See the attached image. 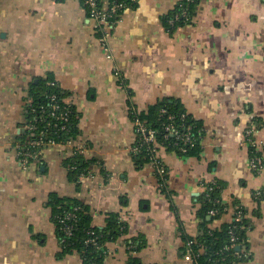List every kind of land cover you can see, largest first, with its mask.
Returning a JSON list of instances; mask_svg holds the SVG:
<instances>
[{
  "label": "crops",
  "instance_id": "obj_1",
  "mask_svg": "<svg viewBox=\"0 0 264 264\" xmlns=\"http://www.w3.org/2000/svg\"><path fill=\"white\" fill-rule=\"evenodd\" d=\"M179 1L126 10L109 57L78 0H0V264H83L79 254L57 259L45 208L51 193L90 206L99 228L106 214L121 213L129 237H146L145 264H193L183 236L200 237L199 197L214 181L224 184L227 212L212 226L243 209L250 228L239 264H264V168H251L245 139L251 129L264 145V0H198L193 23L170 34L163 18ZM48 73L70 94L81 134L25 167L15 147L24 104L29 84ZM164 98L180 100L205 132L198 157L161 152L172 202L153 166L138 168L132 158L129 105L146 110ZM75 148L101 161L107 177L94 166L80 188L71 183L63 162ZM108 248L105 264H126L123 242Z\"/></svg>",
  "mask_w": 264,
  "mask_h": 264
},
{
  "label": "trees",
  "instance_id": "obj_2",
  "mask_svg": "<svg viewBox=\"0 0 264 264\" xmlns=\"http://www.w3.org/2000/svg\"><path fill=\"white\" fill-rule=\"evenodd\" d=\"M197 5L198 0L179 1L174 10L163 18L166 30L172 34L177 29L192 24ZM117 75L119 76V73ZM129 92L131 93V90ZM69 97L70 94L63 90L52 73L29 84L28 96L24 104L22 124L24 131L15 146L18 153H21V157L28 160V165L25 167L33 163H41V153L45 149L43 146H32L30 144L32 141L43 140L45 143L54 142L63 145L77 140L80 136L81 115L76 107L68 102ZM129 106L131 120L134 124L137 121L143 123L147 131L152 130L158 145L145 143L142 137H137L135 133L133 148L137 150L133 151L132 158L138 168L154 163V149L174 153L181 158L200 156L202 139L205 136L204 126L201 121L186 111L180 100L164 98L150 105L146 110H139L134 102H131ZM28 124L35 127L33 132L36 136H30L29 130H25ZM169 126L177 131V136L167 131ZM186 134L190 137L188 143L184 140ZM249 147L250 159L259 156L264 164V148L263 151H258L253 145ZM36 153H39L38 161L28 157ZM162 164L167 174L162 177L155 175L163 192L172 202L173 194L168 192L169 169L164 162ZM63 166L67 171L69 181L77 188H80L82 178L94 174L92 170L94 166H99L100 174L107 177V171L102 162L87 159L81 149L75 148L72 155L63 162ZM204 185L206 188L199 197L200 209L198 211L202 222V232L197 239L184 233L186 248L188 242H195L192 249L196 264H239L244 257L239 256L241 252L237 254L235 248H230V233L233 232L238 241L242 243V249L247 247V233L250 227L245 211L240 208L236 211V213L242 212L240 220H235L237 216L235 215L231 222L213 227L212 223L220 221L227 212V206L222 200L224 184L214 181ZM45 208L50 212V220L61 248L57 259L79 254L83 264H105L110 254L108 245L123 242L128 254L126 264H145L141 259V252L147 245L146 237L143 234L129 237V223L121 213L106 214L105 226L99 228L93 226L94 218L91 207L76 197L51 193L45 203ZM211 211H216V215L212 216ZM200 247L204 249V252L200 251Z\"/></svg>",
  "mask_w": 264,
  "mask_h": 264
},
{
  "label": "built area",
  "instance_id": "obj_3",
  "mask_svg": "<svg viewBox=\"0 0 264 264\" xmlns=\"http://www.w3.org/2000/svg\"><path fill=\"white\" fill-rule=\"evenodd\" d=\"M79 3L83 6L85 11L87 12V15L89 19L92 21L95 27V31L97 32L99 41L103 47V49L109 54L110 57V48H109V39L112 36L113 32L115 31L118 23L120 22V18H122L123 13L128 10L135 8L138 6L142 1L144 0H78ZM35 127L32 124H28L25 126V130H29L30 136H36V134L33 132ZM167 131L171 133L173 136H177V131L172 127L169 126L167 128ZM135 133L137 137H142L143 141L148 144H155V133L151 131H147L145 125L141 123L140 121L135 122ZM184 140L186 143L190 141V137L188 134L184 136ZM245 139L246 143L248 145H253L258 151H263L264 145L260 142H256L254 136H253V130L248 129L245 132ZM32 146L41 147L43 146L46 148L47 146L52 145H58L54 142H48L45 143L43 140H35L30 143ZM137 148H133V151H136ZM154 153V163L152 164L154 168V172L156 175L164 176L167 174V171L162 164L163 160L161 158V151H158L157 149L153 150ZM19 156L21 157V153H19ZM28 157H31L34 161L39 160V153L28 155ZM22 163L27 166L28 160L21 157ZM250 166L253 169V171L257 174H260L261 171L264 168L263 159L259 156L251 158L250 159ZM210 214L212 216L216 215V211H211ZM235 220H240V217L242 215V212L236 213ZM231 245L230 248L234 249L238 252H241L239 256L244 257L245 253L242 251V243L238 241V239L234 236V233L231 232ZM195 242L190 241L187 244L186 251L190 255L192 259V263L196 264V261L193 257L194 250L192 249V245H194ZM237 248H240L238 251ZM200 251L204 252V249L200 247Z\"/></svg>",
  "mask_w": 264,
  "mask_h": 264
},
{
  "label": "water",
  "instance_id": "obj_4",
  "mask_svg": "<svg viewBox=\"0 0 264 264\" xmlns=\"http://www.w3.org/2000/svg\"><path fill=\"white\" fill-rule=\"evenodd\" d=\"M237 250L239 251V250H240V248H237Z\"/></svg>",
  "mask_w": 264,
  "mask_h": 264
}]
</instances>
